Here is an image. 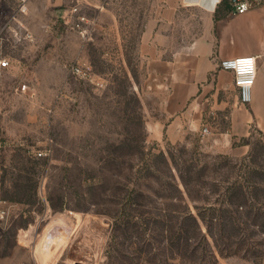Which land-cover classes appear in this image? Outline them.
I'll use <instances>...</instances> for the list:
<instances>
[{
    "label": "rangeland",
    "instance_id": "rangeland-1",
    "mask_svg": "<svg viewBox=\"0 0 264 264\" xmlns=\"http://www.w3.org/2000/svg\"><path fill=\"white\" fill-rule=\"evenodd\" d=\"M174 5L0 0V264H41L61 229L47 264H264V133L231 137L229 93L171 140L167 99L150 89V61L172 55L167 26L190 24ZM181 177L202 235L167 200L186 193Z\"/></svg>",
    "mask_w": 264,
    "mask_h": 264
},
{
    "label": "crops",
    "instance_id": "crops-1",
    "mask_svg": "<svg viewBox=\"0 0 264 264\" xmlns=\"http://www.w3.org/2000/svg\"><path fill=\"white\" fill-rule=\"evenodd\" d=\"M168 13L174 23L189 18L188 26H167L172 43L166 60L150 61V89H161L167 99L166 113L171 118L165 132L177 141L186 128L202 118L201 106L209 100L234 97L230 114L232 138L246 136L253 128L264 133V4L246 14L232 15L227 0H173ZM180 17V18H179ZM169 20V19H167ZM170 22V20H169ZM162 28L149 41L156 43L163 36ZM182 35V43L177 38ZM168 41H170L168 39ZM255 56L257 75L252 88V101L242 105L238 98L234 74L220 68L222 60ZM198 99L194 112L191 100ZM220 109L223 104L217 103Z\"/></svg>",
    "mask_w": 264,
    "mask_h": 264
},
{
    "label": "built area",
    "instance_id": "built-area-1",
    "mask_svg": "<svg viewBox=\"0 0 264 264\" xmlns=\"http://www.w3.org/2000/svg\"><path fill=\"white\" fill-rule=\"evenodd\" d=\"M231 9L232 15L246 14L264 4V0H227ZM78 8L73 9L76 12ZM85 18L82 17L81 21ZM10 61L7 59L0 61V67L7 69L10 67ZM220 68L231 71L234 74L235 85L238 88V98L242 105H247L252 101V88L254 86L257 75V58L255 56H245L234 59L222 60ZM73 73L85 77L87 72L81 67L77 66L73 69ZM29 89L27 85H23L21 90L26 92ZM210 130L205 127L202 131V136L209 135ZM9 217V211L4 204H0V225L5 223Z\"/></svg>",
    "mask_w": 264,
    "mask_h": 264
},
{
    "label": "trees",
    "instance_id": "trees-1",
    "mask_svg": "<svg viewBox=\"0 0 264 264\" xmlns=\"http://www.w3.org/2000/svg\"><path fill=\"white\" fill-rule=\"evenodd\" d=\"M173 183L175 184V186H178V182L176 180V178H172ZM181 181L184 184V186L186 187V193H184L183 191H181L180 189H178L177 187V194L171 197H167V200L170 201L171 203H175V204H181L184 206L183 211L181 212H177V210H175L173 213L175 215H177V218L179 219H183L184 222H187L188 224L190 223L193 228L196 230L198 235H202V231H203V225L206 224V220L204 218V215L201 213V211L198 208V215L193 214L188 207V200L192 201V202H196V198L192 195V193L190 192L189 188H188V183L187 181L181 177ZM211 210L215 211V208L210 207ZM186 230H183V232ZM204 237V235H203ZM186 240V239H185ZM186 242H188V240H186Z\"/></svg>",
    "mask_w": 264,
    "mask_h": 264
},
{
    "label": "bare ground",
    "instance_id": "bare-ground-1",
    "mask_svg": "<svg viewBox=\"0 0 264 264\" xmlns=\"http://www.w3.org/2000/svg\"><path fill=\"white\" fill-rule=\"evenodd\" d=\"M54 230H57V229H54ZM66 233H67V230H65V229L62 230L61 229V230H57L56 232L52 233L51 235H48V234H47V236L44 235L47 238L44 241H41L43 246H42V249H40L38 251V256H39L41 264H47L49 262V258L52 259L54 257V254H55L56 250L58 248H60V246H62L63 242L65 241ZM47 239L48 240L51 239L50 242L52 243L53 247L46 249L47 242L49 243V241ZM22 242L24 244H28L29 243L27 237H25V238L23 237ZM43 249H46L45 250L46 252L43 251ZM44 252L47 253V254L44 255Z\"/></svg>",
    "mask_w": 264,
    "mask_h": 264
}]
</instances>
